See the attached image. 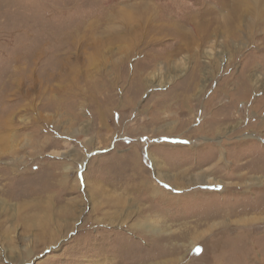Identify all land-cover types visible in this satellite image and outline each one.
<instances>
[{
	"label": "rangeland",
	"instance_id": "374dc122",
	"mask_svg": "<svg viewBox=\"0 0 264 264\" xmlns=\"http://www.w3.org/2000/svg\"><path fill=\"white\" fill-rule=\"evenodd\" d=\"M233 1L0 0V264H116L79 242L117 196L132 217L150 205L129 184L135 150L187 217L164 220L179 253L163 264H264V185L249 183L264 182V0ZM210 168L226 189L192 184ZM231 194L255 207L192 216Z\"/></svg>",
	"mask_w": 264,
	"mask_h": 264
},
{
	"label": "bare ground",
	"instance_id": "6f19581e",
	"mask_svg": "<svg viewBox=\"0 0 264 264\" xmlns=\"http://www.w3.org/2000/svg\"><path fill=\"white\" fill-rule=\"evenodd\" d=\"M224 1L225 0H220L222 5H223ZM254 1L259 2L260 0H254ZM234 3L235 2L233 1L232 2L233 5L232 4L231 5L233 8H236V6H235L236 4H234ZM86 19H88V18H86ZM86 19L85 20L83 19V21L81 23L86 22L87 21ZM107 21H108V19H107ZM88 23H89V21H88ZM169 33L174 34L175 36L178 34L177 31H175V32L169 31ZM212 38H213L212 34H209V33L206 34L207 40L211 41ZM209 53H210V51H209ZM210 55L212 56V54H210ZM66 67H63V68H66ZM153 121H156V120H153ZM2 127H3L2 124H0V129ZM166 133L167 132H165V134ZM166 136H169V135H166ZM163 137H165V136H163ZM168 138L171 139V140H169V142L172 143L173 138L172 137H168ZM164 145H167V144H164ZM169 145H171V144H169ZM175 146L177 147L178 145H173V147H175ZM142 155L144 156V154H142ZM146 155L148 156V158H150L152 165H153V168H154V171L157 172L156 173V179L157 180L163 182L165 185H167V187L172 188L175 192L184 191L185 193H187V191L191 188V187H189V185L188 186H182V185L178 186V185L172 183L173 178H171L169 175L165 176V174L162 173V171H163L162 168H163V166H165L164 163L162 162L163 157L161 158V160L159 159V161H158L155 158L153 153L147 152ZM225 156L226 155L224 153H222L219 157V162L224 163ZM125 162L128 164L129 167H131L130 169H132L133 172H134V170H137L139 172V174H137V176H136V179H131V181H134L135 183L137 181V183L134 184V183H131V181L129 183V184H132L131 189H134L135 191H137V189H138V191H140V194H141L140 198L142 200H146L148 203H150V205L147 206L145 204V206L143 205L144 207L138 206L137 214L135 217H132L133 214L132 215L126 214V212H124V210L121 208V206L125 204L122 196L121 197L117 196L116 199H113L111 201V203L107 204V207L109 208L108 215H107V212H104L102 209L98 208V210H99L98 212L100 213V216L101 215L103 216V218L101 219L98 216L99 213L97 214V216L95 217L96 219H94L95 220L94 225H95V227H97V228H94L96 231H95V233H92L90 231L86 232L83 239L80 240V242H79V244L80 243L81 244L86 243L84 245V248H82L81 250H83V251L87 250V251H85V255H87L89 253H93L96 256L102 257L105 259H107V257L109 255H112L115 257V259H113L112 261H115L116 264H163L167 261H173V260L165 259V258H170V257L176 256V254L179 253L178 247L177 248H171V243L173 241V239H172L173 238V236H172L173 229L169 225H167V222L164 220H167L169 222L170 220H175V218H177V217L180 219L181 218H187V217H185V213H182V214H180V216H177V217H176V214L173 213L174 209L175 210L181 209L184 205L176 204V202H174L175 199L178 201H181L180 197L169 196L170 198H168V196L164 195V193L161 191L163 189L159 188L154 183H151L149 181V176H147L141 170V166L143 165V163L141 162L140 154L136 150H135V153L130 158V165H129V160L128 161L125 160ZM181 163H179V164H181ZM246 166L247 167L249 166L255 170L263 167L262 164H259L258 162L256 164L251 162L249 164H244V165L240 166V168H244ZM68 169L69 168H67V170ZM176 169H178V168H176ZM182 172H183V175L181 178L183 180H186L187 171L184 170ZM111 174L113 176L115 174H117L116 170L114 168L111 169ZM212 176H213V174H212L211 168L207 169V171L200 173L199 177L197 176L198 179L193 181L192 184H194V185H198V183H202V185H218V184H221L223 186V188L226 189V184L224 182L217 181ZM253 181H255V182H253ZM249 183L251 186L254 184H257V186L264 185L263 179L261 180L259 178H251ZM227 188H229V187H227ZM242 195L247 196V195H245V193H243ZM188 196L189 195H185V197H188ZM237 196H239V198H240L241 194L240 195L231 194V197H234V200H231V201L223 204V206H220V208H217L215 201H212V202L207 201L208 203H206V202L200 203L199 204L200 206H198L197 208L194 209V211H192V216H193V214H195L196 216L199 217V219L203 220L205 218H208V219L211 218V215L213 213H214L213 216L219 215L218 211H220V214L225 213L227 215L228 214L230 215V214H234V213H240L242 211H247V210L250 211L255 207L251 204L244 205V206L238 205L239 199L237 198ZM128 219L129 220L132 219V221L130 223H128L127 222V221H129ZM248 221H250V220H248ZM126 226H130L132 229H143V230L133 231L132 236H127L125 234ZM213 227H215L214 224L210 226V228H213ZM64 228L66 229V226H61L60 230H62ZM185 232L189 235L191 234V231L188 229H186ZM206 233H207V231H203V232L198 233V234L196 233V235L194 234L195 236L193 237V242H192L191 248L189 249L190 251L197 244L196 242L200 238H202L203 235ZM94 234H95V236H94ZM182 238L186 240V236H182ZM49 241L55 242L56 241L55 237H51L49 239ZM86 245H89V247ZM23 264H26V263H23ZM110 264H114V263L111 262Z\"/></svg>",
	"mask_w": 264,
	"mask_h": 264
},
{
	"label": "snow or ice",
	"instance_id": "6c2138e0",
	"mask_svg": "<svg viewBox=\"0 0 264 264\" xmlns=\"http://www.w3.org/2000/svg\"><path fill=\"white\" fill-rule=\"evenodd\" d=\"M165 187H167V185H165Z\"/></svg>",
	"mask_w": 264,
	"mask_h": 264
}]
</instances>
